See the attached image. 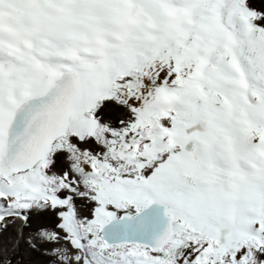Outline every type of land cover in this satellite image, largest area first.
Segmentation results:
<instances>
[{"label":"snow or ice","instance_id":"snow-or-ice-1","mask_svg":"<svg viewBox=\"0 0 264 264\" xmlns=\"http://www.w3.org/2000/svg\"><path fill=\"white\" fill-rule=\"evenodd\" d=\"M0 264H264V0H0Z\"/></svg>","mask_w":264,"mask_h":264}]
</instances>
